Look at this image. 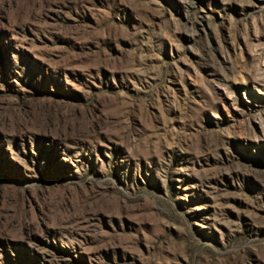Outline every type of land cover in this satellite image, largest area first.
<instances>
[{
	"label": "rangeland",
	"instance_id": "obj_1",
	"mask_svg": "<svg viewBox=\"0 0 264 264\" xmlns=\"http://www.w3.org/2000/svg\"><path fill=\"white\" fill-rule=\"evenodd\" d=\"M0 264H264V0H0Z\"/></svg>",
	"mask_w": 264,
	"mask_h": 264
}]
</instances>
